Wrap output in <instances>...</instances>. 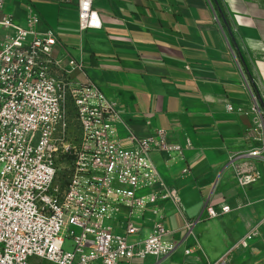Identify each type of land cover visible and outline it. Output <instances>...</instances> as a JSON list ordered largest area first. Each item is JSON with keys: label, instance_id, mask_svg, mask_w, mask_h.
<instances>
[{"label": "crops", "instance_id": "crops-1", "mask_svg": "<svg viewBox=\"0 0 264 264\" xmlns=\"http://www.w3.org/2000/svg\"><path fill=\"white\" fill-rule=\"evenodd\" d=\"M248 1L223 0L224 16L216 0H92L102 26L82 33L75 7L59 0H8L3 9L22 28L54 33L82 66L71 79L97 87L114 105L126 148L131 138L163 131L181 149L150 153L160 182L139 193L157 201L130 219L137 235L127 237L143 241L161 226L174 249L158 262L130 264H264V163L233 161L261 146L239 51H264V5ZM235 172L255 182L241 187ZM204 204L229 213L202 219ZM120 211L124 219L128 210ZM252 229L248 247L231 251ZM114 231L124 235L118 224Z\"/></svg>", "mask_w": 264, "mask_h": 264}, {"label": "built area", "instance_id": "built-area-1", "mask_svg": "<svg viewBox=\"0 0 264 264\" xmlns=\"http://www.w3.org/2000/svg\"><path fill=\"white\" fill-rule=\"evenodd\" d=\"M7 1L0 0V264H130L168 257L174 245L164 241L161 226L143 241L129 243L127 237L137 235L130 219L143 218L146 206L157 201L154 194L139 193L160 182L150 153L170 156L181 149L168 145L163 131L141 141L131 138L132 147L126 148L116 134L114 105L97 87L71 79L81 64L51 30L25 29L4 15ZM59 3L75 7L81 33L101 29L92 0ZM68 105L79 143L72 169L62 179L55 162L64 147ZM251 109L261 146L234 162L254 158L264 163V125L253 97ZM235 177L241 187L255 182L236 172ZM121 207L128 210L124 219ZM228 213V207L217 212L204 204L201 218ZM116 224L124 235L114 231ZM253 236L255 229L231 251L246 249ZM67 242L71 251H65Z\"/></svg>", "mask_w": 264, "mask_h": 264}, {"label": "rangeland", "instance_id": "rangeland-1", "mask_svg": "<svg viewBox=\"0 0 264 264\" xmlns=\"http://www.w3.org/2000/svg\"><path fill=\"white\" fill-rule=\"evenodd\" d=\"M253 5L257 3L248 1ZM218 8L222 10V14L226 16L225 5L223 0H216ZM264 5V2H259ZM261 22L264 20V9L261 12ZM221 16V14H220ZM239 54L244 60L242 69L246 76V79L249 85H252L251 88L254 92L252 97L255 99L259 116L262 118L264 125V71L257 72L258 63H264V51H244L240 48ZM256 67V68H255ZM255 88L253 87V83ZM253 94V93H252ZM66 138L63 143V150L59 152L56 157V166L59 169V177L66 179L72 169L74 147H77L79 143V130L74 118V111L71 105L67 106L66 109ZM65 251H71L69 242L65 246Z\"/></svg>", "mask_w": 264, "mask_h": 264}]
</instances>
